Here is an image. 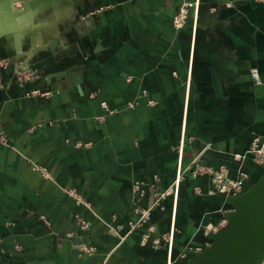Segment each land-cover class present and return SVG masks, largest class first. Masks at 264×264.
Masks as SVG:
<instances>
[{
    "label": "crops",
    "instance_id": "crops-1",
    "mask_svg": "<svg viewBox=\"0 0 264 264\" xmlns=\"http://www.w3.org/2000/svg\"><path fill=\"white\" fill-rule=\"evenodd\" d=\"M35 22L0 35V264H189L232 210L210 171H264V0H76Z\"/></svg>",
    "mask_w": 264,
    "mask_h": 264
},
{
    "label": "water",
    "instance_id": "water-1",
    "mask_svg": "<svg viewBox=\"0 0 264 264\" xmlns=\"http://www.w3.org/2000/svg\"><path fill=\"white\" fill-rule=\"evenodd\" d=\"M73 1L0 0L2 21L7 24L18 20L21 30L16 31L24 36L37 35L40 30L36 27V16ZM15 3H22V8L12 9ZM228 203L232 210L226 225L209 236L210 246L196 254L189 264H264V173L245 193L229 198Z\"/></svg>",
    "mask_w": 264,
    "mask_h": 264
},
{
    "label": "built area",
    "instance_id": "built-area-1",
    "mask_svg": "<svg viewBox=\"0 0 264 264\" xmlns=\"http://www.w3.org/2000/svg\"><path fill=\"white\" fill-rule=\"evenodd\" d=\"M191 7L192 6H182L177 11V13L175 14V16L173 18V27L175 30L182 29L185 26V24L188 22L190 15H191V12H190ZM153 103H154L153 100L148 101L149 105H152ZM103 105L105 106L106 103H103ZM134 106H135V104L129 103L127 105V108H134ZM105 107L108 108L107 106H105ZM109 111L111 114H113V113H115L116 110L115 109H109ZM263 151H264V144L263 145L260 144V140L256 139L253 142L252 147L248 151L247 155H252L254 160H257V162H261L263 164L264 163L263 162V156H262ZM210 173L213 177V184H214L215 192L223 194V195L228 196L230 198H234V197H238V196L242 195L250 187L248 185L249 175H248V173H246L243 170L239 171L237 178L229 177V175L223 169H220L218 171H210ZM141 187H142V185H141V183H139L135 188L139 192L142 193L143 191L141 190ZM164 197L165 196L162 195L161 198H158L154 205H157L159 203V201L161 203V200L164 199ZM149 214H150V212L149 213L145 212L143 215L144 218H141V219L142 220L147 219ZM82 225L84 227H87L86 222H82ZM209 229H211V228H209ZM87 252L92 253L93 249L90 248L89 250H87Z\"/></svg>",
    "mask_w": 264,
    "mask_h": 264
},
{
    "label": "rangeland",
    "instance_id": "rangeland-1",
    "mask_svg": "<svg viewBox=\"0 0 264 264\" xmlns=\"http://www.w3.org/2000/svg\"><path fill=\"white\" fill-rule=\"evenodd\" d=\"M22 4V3H21ZM15 8V7H14ZM190 19V18H189ZM255 162L256 163H258L259 165H261V167H263L264 168V163L262 164L261 162H257V160H255ZM263 173H264V171H263ZM260 178V177H259ZM258 178V179H259ZM257 179V180H258ZM256 180V181H257ZM255 183V182H254ZM146 192H143V193H141V194H145ZM162 195H164L165 197H169V196H176V184L173 186V187H170V188H168V190H166V191H163V192H160L158 195H157V199L158 198H161L162 197ZM161 207V205H160V201H159V203L157 204V205H155L154 206V208H151V212L153 211V210H155L157 207ZM148 220H149V217L147 218V219H145V220H142V219H139V221H138V225H137V227L138 228H142V226L144 225V224H146L147 222H148ZM142 222V223H141ZM222 225L223 224H221V226H219V229H221V228H223L222 227ZM226 224H224V226H225ZM129 232H130V229L127 231V232H125L124 233V235L122 236L121 234H119L118 233V231H115V233L117 234H119V236H121V238L123 239L126 235H128L129 234ZM147 238H148V235H145V239L144 240H147ZM211 240V239H210ZM205 247L206 248H208L209 246H210V243L209 242H206L205 244ZM205 248V249H206ZM203 247H198V248H196L195 249V252H197L196 254H198V253H200V252H203L204 250H205ZM195 254V255H196ZM194 257V256H193Z\"/></svg>",
    "mask_w": 264,
    "mask_h": 264
},
{
    "label": "bare ground",
    "instance_id": "bare-ground-1",
    "mask_svg": "<svg viewBox=\"0 0 264 264\" xmlns=\"http://www.w3.org/2000/svg\"><path fill=\"white\" fill-rule=\"evenodd\" d=\"M13 1H15V0H12V2ZM16 1H19V0H16ZM74 1H76V0H74ZM73 1V2H74ZM1 4H0V35L1 34H3V32H5V31H9V30H21V27L18 25V23H16V22H18V20H16V22L15 21H13V22H11V23H7V24H5L3 21H2V16L4 15L3 14V12H2V9H1ZM27 8V7H26ZM12 9H14V10H16L15 8H12ZM13 10V11H14ZM23 18V17H22Z\"/></svg>",
    "mask_w": 264,
    "mask_h": 264
}]
</instances>
